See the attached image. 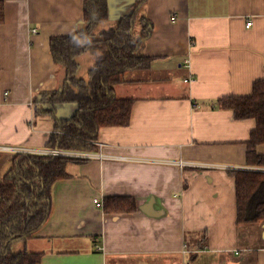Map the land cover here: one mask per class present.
<instances>
[{"label":"crops","instance_id":"crops-1","mask_svg":"<svg viewBox=\"0 0 264 264\" xmlns=\"http://www.w3.org/2000/svg\"><path fill=\"white\" fill-rule=\"evenodd\" d=\"M84 2L0 0V183L17 146L46 148L57 131L36 101L64 75L50 39L86 26ZM135 2L108 0L97 33ZM143 15L149 67L115 85L116 96L135 98L130 122L100 129L111 155L70 162L69 175L53 183L48 221L13 245L42 252L40 264H264V221L237 222L231 174L264 171L248 161L257 121L218 104L252 94L264 78V0H146ZM95 61L92 50L81 53L78 75L88 78ZM76 108L63 102L55 112L71 117ZM255 150L264 155V142ZM108 197L127 200L106 208Z\"/></svg>","mask_w":264,"mask_h":264},{"label":"trees","instance_id":"trees-1","mask_svg":"<svg viewBox=\"0 0 264 264\" xmlns=\"http://www.w3.org/2000/svg\"><path fill=\"white\" fill-rule=\"evenodd\" d=\"M145 1L136 0L132 10L114 26L97 33L100 21L109 18L108 0H85L86 26L70 35L51 37L55 67L62 69L64 75L57 89L45 91L36 101L39 114L48 113L55 118L57 131L49 147L96 151L104 125L130 122L135 98L116 96L115 85L131 69L149 67L152 59L141 52L151 31L149 19L145 15L139 17ZM138 19L143 23L140 33L136 29ZM87 50L96 53V61L89 67L88 78H84L78 75L79 56ZM252 92L222 96L218 104L233 109L237 118L256 119L257 126L247 141L248 161L262 165L264 155L258 154L255 147L264 142V78L254 83ZM74 101V115L57 117L55 109L59 103ZM87 159L33 152L14 154L13 166L0 183V264H40L42 252L14 251L12 245L21 238L34 237L43 228L51 215L53 183L69 175L66 166L70 162ZM231 174L236 179L237 222L264 221V171L234 169ZM125 198L108 197L105 207L115 203L118 209L123 208Z\"/></svg>","mask_w":264,"mask_h":264},{"label":"built area","instance_id":"built-area-1","mask_svg":"<svg viewBox=\"0 0 264 264\" xmlns=\"http://www.w3.org/2000/svg\"><path fill=\"white\" fill-rule=\"evenodd\" d=\"M173 19H176V16H172ZM247 27H250L251 25H253V21L252 20H248L247 22ZM96 144L98 145V150L96 151H72V150H67V149H59V148H54V147H46V148H36V147H26V146H17V148H15V153L18 152H26V153H38V154H49V155H54V156H61V155H70V156H81V157H85V158H89L93 157V156H98L100 158H104L105 156H110L111 154L107 153L106 151H104V143L101 141H96ZM179 164H181L182 166L187 164L186 161L184 160H179L178 161Z\"/></svg>","mask_w":264,"mask_h":264},{"label":"rangeland","instance_id":"rangeland-1","mask_svg":"<svg viewBox=\"0 0 264 264\" xmlns=\"http://www.w3.org/2000/svg\"><path fill=\"white\" fill-rule=\"evenodd\" d=\"M253 242H254V241H253ZM17 245H18V244L13 245V246H12V250H14V251H18V250H17ZM207 258H208V257H207ZM207 258H203V259H204V260H207ZM208 260H209V259H208ZM197 261H198V260H195L194 262H197ZM189 262H190V260H189ZM207 262H208V261H207Z\"/></svg>","mask_w":264,"mask_h":264}]
</instances>
